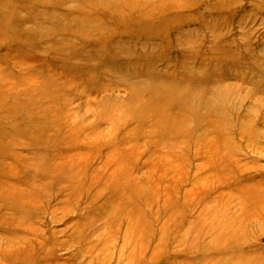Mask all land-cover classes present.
<instances>
[{
    "label": "rangeland",
    "instance_id": "374dc122",
    "mask_svg": "<svg viewBox=\"0 0 264 264\" xmlns=\"http://www.w3.org/2000/svg\"><path fill=\"white\" fill-rule=\"evenodd\" d=\"M0 94V264H264V0H0Z\"/></svg>",
    "mask_w": 264,
    "mask_h": 264
},
{
    "label": "bare ground",
    "instance_id": "6f19581e",
    "mask_svg": "<svg viewBox=\"0 0 264 264\" xmlns=\"http://www.w3.org/2000/svg\"><path fill=\"white\" fill-rule=\"evenodd\" d=\"M12 36V35H11ZM4 90V89H3ZM11 90V89H10ZM1 97H2V94H0V103L1 104H3L2 106H3V109H4V113L6 114V116H8V117H11L12 119H16L17 120V122H19V123H23V124H21V125H23V126H27V129H19V132L18 133H20V134H22V135H27V134H29L30 132H32V131H38L39 130V128L37 127V126H35V124H36V122H35V120H38V119H34L33 117H31V116H29V118H25L24 117V115H23V113H24V109H23V105L21 106L20 104H18V105H20V106H16V107H14V108H12V107H7L6 105H5V102L3 103V100L4 99H2L1 100ZM29 97V96H28ZM3 98V97H2ZM33 98H36V97H33ZM5 99H6V97H5ZM29 100H30V98H29ZM34 100V99H33ZM20 101V100H19ZM9 102V101H8ZM36 103V102H35ZM150 105V104H149ZM6 106V107H5ZM143 108H144V106H143ZM146 108H148V107H146ZM1 110V109H0ZM45 112V111H44ZM153 113V112H152ZM45 114H46V112H45ZM44 114V115H45ZM50 114V113H49ZM42 115V114H41ZM48 115V114H47ZM142 115V114H141ZM49 116V115H48ZM48 116H47V118H48ZM159 116H161V115H159ZM35 117V116H34ZM151 117V116H150ZM149 117V118H150ZM43 118V117H42ZM145 119H146V117H144ZM14 119V120H15ZM45 119V118H44ZM46 120V119H45ZM50 121L52 120V119H49ZM56 120V119H55ZM39 121V120H38ZM41 123V122H40ZM50 123V122H49ZM42 124V123H41ZM48 125V124H47ZM169 126V125H168ZM170 127V126H169ZM168 127V128H169ZM172 127H170V129H171ZM47 129V128H46ZM45 129V130H46ZM51 130V129H50ZM71 131V130H70ZM160 131V130H159ZM186 131V130H185ZM44 132V131H43ZM155 132V131H154ZM153 132V133H154ZM157 132V131H156ZM48 133V132H47ZM52 133V132H51ZM177 133V132H176ZM53 134H54V132H53ZM163 136V135H162ZM167 137V136H166ZM169 137V136H168ZM174 137V136H173ZM176 137V136H175ZM174 137V138H175ZM178 137H179V135H178ZM51 138V137H50ZM165 138V137H164ZM48 140V139H47ZM2 141H6V144L8 143V144H10V143H12V145H16L17 144V142H15V140L13 141V140H11V138L9 137V135L4 131V130H2V128L0 127V143L2 142ZM100 141V140H99ZM98 143V142H97ZM6 144H5V146H6ZM37 146H41V145H39V144H37ZM43 148V147H42ZM48 148V147H47ZM137 148V147H136ZM36 149V148H35ZM38 149H40V148H38ZM119 151V150H118ZM52 152V151H51ZM126 153H128V152H126ZM47 154V153H46ZM130 154V153H129ZM133 154V153H132ZM140 154V153H139ZM49 155V154H48ZM136 155V154H135ZM63 156V155H62ZM0 157H3V155H2V153H0ZM14 157V156H13ZM51 157V155L50 156H45V162H47L46 164H48L49 165V163H50V161H49V158ZM59 157H60V155H59ZM64 157V156H63ZM133 157V156H132ZM156 158V157H155ZM163 158V157H162ZM18 159V158H17ZM56 159H58V158H56ZM123 158L121 157V160H122ZM151 159V158H150ZM154 159V158H153ZM152 159V160H153ZM159 159V158H158ZM70 160V159H69ZM162 160V159H161ZM156 161V160H155ZM164 161V160H163ZM55 162V161H54ZM53 162V163H54ZM61 162V161H60ZM149 162V161H148ZM63 163V162H62ZM61 163V164H62ZM3 164V163H2ZM41 164V163H40ZM69 164V163H68ZM67 164V165H68ZM130 164H132V163H130ZM164 164V163H163ZM170 164V163H169ZM56 165V164H55ZM57 166V165H56ZM66 166V165H65ZM153 166H154V164H153ZM158 166V165H157ZM68 167H70L69 165H68ZM62 168H63V166H62ZM45 169L47 170V171H49L48 172V174L50 175L51 173H53L55 170H56V168L54 169V167H53V165H49V166H45ZM65 169H67V168H65ZM74 169V168H73ZM155 169V168H154ZM159 169H161V168H159ZM68 170V169H67ZM158 170V169H157ZM81 171V170H80ZM160 171V170H159ZM124 173V172H123ZM164 173V172H163ZM10 174V173H9ZM12 174H13V172H12ZM48 175V176H49ZM71 177H72V175H71ZM77 177V176H76ZM118 178V177H117ZM80 179V178H79ZM71 180V179H70ZM37 181V180H36ZM132 181V180H131ZM155 181V180H154ZM55 182V181H54ZM132 182H134V181H132ZM131 182V183H132ZM172 182V181H171ZM170 182V183H171ZM49 183V182H48ZM51 183H52V181H51ZM50 183V184H51ZM173 183V182H172ZM171 183V184H172ZM119 184V183H118ZM138 184V183H137ZM48 186V185H47ZM49 187V186H48ZM48 187H47V189H48ZM129 187V186H128ZM11 189V188H10ZM51 189V188H50ZM170 189H172V188H170ZM1 190V189H0ZM169 190V189H168ZM175 190V189H174ZM51 191V190H50ZM244 195H245V197H246V200L248 199V201L249 202H251V201H253V202H263L264 201V185L262 184V183H260V182H255V183H253V184H249V185H247V186H245L243 189H241L240 190ZM1 192H2V190H1ZM0 192V193H1ZM31 192V191H30ZM58 192V191H57ZM20 193H22V192H20ZM27 193V192H26ZM26 193H25V195H26ZM52 193V192H51ZM167 193V192H166ZM71 194V193H70ZM69 194V195H70ZM31 195L32 194H28V196H30L31 197ZM59 195V194H58ZM133 195V194H132ZM136 196V195H135ZM138 196V195H137ZM170 196V195H169ZM27 197V196H26ZM26 197H23V196H20L19 198H21V199H23V198H25V199H23V201H25V200H27V198ZM34 197H35V195H34ZM244 197V198H245ZM141 198V197H140ZM140 198H138V199H140ZM144 198V197H143ZM29 200V199H28ZM30 201V200H29ZM143 201V200H142ZM34 202V201H33ZM24 203H26V201L24 202ZM247 203V202H246ZM264 203V202H263ZM263 203H261V204H263ZM31 204V203H30ZM33 204V203H32ZM169 205V204H168ZM35 206V205H34ZM136 206V205H135ZM248 206V205H247ZM250 206V205H249ZM260 206V205H259ZM261 206H263V205H261ZM32 208V206L30 207V209ZM34 208V207H33ZM256 208V207H255ZM28 212V211H27ZM133 212V211H132ZM139 213H140V211H139ZM133 214V213H132ZM130 218V217H129ZM131 221H133V219L131 220ZM132 223V222H131ZM132 227V226H131ZM133 229V228H132ZM135 229V228H134ZM138 231V230H137ZM130 232H131V230H130ZM135 232V231H134ZM134 234H132V236H133ZM131 236V235H130ZM232 240V239H231ZM256 264V263H255Z\"/></svg>",
    "mask_w": 264,
    "mask_h": 264
}]
</instances>
